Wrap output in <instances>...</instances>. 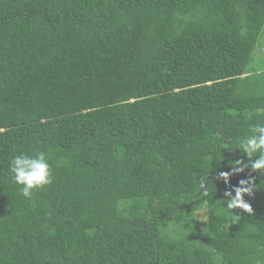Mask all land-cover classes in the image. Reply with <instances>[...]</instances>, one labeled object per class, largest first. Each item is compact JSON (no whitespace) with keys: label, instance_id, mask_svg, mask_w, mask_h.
Here are the masks:
<instances>
[{"label":"trees","instance_id":"16d2710c","mask_svg":"<svg viewBox=\"0 0 264 264\" xmlns=\"http://www.w3.org/2000/svg\"><path fill=\"white\" fill-rule=\"evenodd\" d=\"M263 31L264 0H0V264H264V175L236 148ZM39 151L27 199L9 161ZM241 180L251 213L223 207Z\"/></svg>","mask_w":264,"mask_h":264},{"label":"clouds","instance_id":"9594fccd","mask_svg":"<svg viewBox=\"0 0 264 264\" xmlns=\"http://www.w3.org/2000/svg\"><path fill=\"white\" fill-rule=\"evenodd\" d=\"M236 148L246 153L249 158V164L245 165V167L250 166L253 171L258 170L264 175V119L250 126L249 134L240 139ZM241 163L242 161L235 162L236 165ZM243 170V168L234 167L233 173L242 172ZM9 171L12 174L13 181L21 186V195L27 199H32L35 190L52 183L49 157L43 151L32 154L20 153L14 155L9 161ZM233 173L220 172L219 177L225 184H229L230 175ZM199 188L203 190L202 194L204 196L209 195L205 176L200 178ZM252 191V181L241 180L239 186H235L231 191L225 193L227 199L224 200L223 207L228 211L242 209L247 213H251L252 208L245 201L244 197L245 195H250Z\"/></svg>","mask_w":264,"mask_h":264},{"label":"rangeland","instance_id":"374dc122","mask_svg":"<svg viewBox=\"0 0 264 264\" xmlns=\"http://www.w3.org/2000/svg\"><path fill=\"white\" fill-rule=\"evenodd\" d=\"M250 69L261 72L264 71V31L259 38L257 50L254 52ZM198 218L199 220L205 221L207 220V214L205 212H201L198 214Z\"/></svg>","mask_w":264,"mask_h":264}]
</instances>
